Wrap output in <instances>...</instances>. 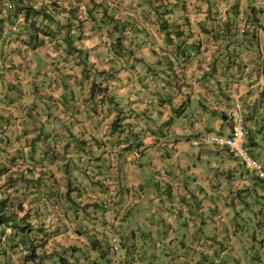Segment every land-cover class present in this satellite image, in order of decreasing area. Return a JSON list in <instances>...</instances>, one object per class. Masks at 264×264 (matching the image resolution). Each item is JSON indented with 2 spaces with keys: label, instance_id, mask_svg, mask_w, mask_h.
Masks as SVG:
<instances>
[{
  "label": "crops",
  "instance_id": "1",
  "mask_svg": "<svg viewBox=\"0 0 264 264\" xmlns=\"http://www.w3.org/2000/svg\"><path fill=\"white\" fill-rule=\"evenodd\" d=\"M104 1L118 7L117 17L128 27L138 26L127 31L120 58L98 52L104 33L90 25L75 32L81 35L76 46L88 53L84 64L75 53L55 48L48 36L38 38L34 49L25 45L30 24L19 26L22 15L12 25L0 24V130L13 136L31 128L36 114L47 118L53 132L68 126L92 138L78 159L85 164L72 174L71 195L79 206L40 203L52 216L47 252L74 248L64 255L71 264H264V180L230 150L190 143L204 131L226 134L222 114L240 100L250 151L264 166V0L187 2L189 8L211 5L219 11L238 1L240 13L232 19L239 31L247 4L262 8L253 44L231 45L232 66L199 30L196 21L209 24L203 14L187 12L186 34L200 46L179 64L162 33L133 8L137 0ZM212 66L219 72L208 75ZM103 69H110L109 78L100 74ZM92 82L107 90L90 93ZM54 178L63 190L59 174ZM36 206L28 208L37 213ZM110 236L118 237L116 249ZM92 238L102 251L92 248Z\"/></svg>",
  "mask_w": 264,
  "mask_h": 264
},
{
  "label": "trees",
  "instance_id": "2",
  "mask_svg": "<svg viewBox=\"0 0 264 264\" xmlns=\"http://www.w3.org/2000/svg\"><path fill=\"white\" fill-rule=\"evenodd\" d=\"M3 1L0 0V10L4 5ZM6 2L9 6H5L7 8L3 11L5 18L1 16L0 24L9 21L12 25L22 15L23 23L19 26L24 29L26 22L30 24L29 33L23 41L25 45L34 49L38 38L44 40L48 36L54 40L55 48H63L67 53H75L76 58L84 64H87L88 53L76 46L81 38V35L75 34L76 31L86 25L103 30V48L98 52L105 54L108 60H111L126 54L127 48L124 42L127 31L134 27L138 28L137 25L128 27L129 21L117 17L118 7L108 6L104 0H85V2L6 0ZM187 2L188 0H137L139 6L132 7L140 8L142 17L145 19L147 17L148 21H151L162 33L163 44L173 48L174 61L178 60L179 64L188 61L193 49L200 46L198 39L190 41L191 36L186 34L185 30L190 24L187 12L194 10L196 14H203L209 24H205L203 20L196 21L199 30L207 34L216 44L219 54H225V65L232 66L235 59L231 45H240L243 42L253 44L252 39L255 36V29L260 25L262 8L248 3L247 15L242 19L244 23L239 31L232 19L233 15L240 13L238 1L228 9L219 11L213 9L211 5L204 10L198 4L189 8ZM214 12L220 13L214 15ZM148 16H153V19H149ZM1 33L2 30L0 35ZM3 40L5 41V38ZM11 52L13 55L20 53L15 50ZM214 62L215 60L211 64ZM83 69L90 71L85 65ZM213 72H219L218 68L212 66L207 74L212 75ZM100 74L106 79L111 72L110 69H103ZM94 90L105 92L107 86L102 85L101 82H92L90 93ZM31 119L33 121L31 128L21 130L13 136L5 134V130H0V144H2L0 145V264H71L64 255L68 249L74 250V248L68 247L61 253L47 252L46 227L50 224L52 216L50 212L42 210L40 203L49 201L56 206L63 201L68 209L79 206L77 198L71 195L74 190L71 186L72 174L85 164V162L81 164L78 159L83 158L82 152L92 138L82 132L75 133L68 126L53 132L46 126L47 118L43 120L40 115H32ZM248 135L247 148L253 155L248 144ZM38 155L41 157L37 158ZM57 173L58 180H63V190L56 188L57 180L54 177ZM48 182L52 185L51 188L47 186ZM92 184L98 185L97 182ZM46 204L47 202L43 205L44 209L47 208ZM29 205H37L38 214L34 212L35 210L32 212L28 208ZM81 207L84 209L85 205ZM36 218H39L38 224L33 221ZM90 243L93 249L102 251L100 240L92 238Z\"/></svg>",
  "mask_w": 264,
  "mask_h": 264
},
{
  "label": "built area",
  "instance_id": "3",
  "mask_svg": "<svg viewBox=\"0 0 264 264\" xmlns=\"http://www.w3.org/2000/svg\"><path fill=\"white\" fill-rule=\"evenodd\" d=\"M5 6H9L5 2ZM224 114L229 123V131L217 133L212 131H204L191 138L190 143L195 146H216L230 150L240 160L244 167L252 170L258 177L264 179V166L254 157L247 148L248 130L245 125L243 107L240 100H234L225 108ZM26 149V147H24ZM102 204V203H101ZM117 236L109 237V244L113 249L119 245ZM110 264H118L113 260Z\"/></svg>",
  "mask_w": 264,
  "mask_h": 264
},
{
  "label": "rangeland",
  "instance_id": "4",
  "mask_svg": "<svg viewBox=\"0 0 264 264\" xmlns=\"http://www.w3.org/2000/svg\"><path fill=\"white\" fill-rule=\"evenodd\" d=\"M103 207H105L107 205V203L105 201H102ZM102 263V261H101Z\"/></svg>",
  "mask_w": 264,
  "mask_h": 264
}]
</instances>
